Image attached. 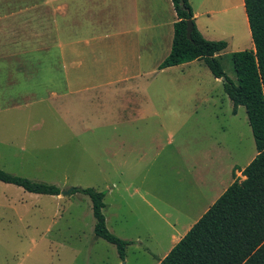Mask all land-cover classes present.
Returning <instances> with one entry per match:
<instances>
[{
    "label": "rangeland",
    "instance_id": "374dc122",
    "mask_svg": "<svg viewBox=\"0 0 264 264\" xmlns=\"http://www.w3.org/2000/svg\"><path fill=\"white\" fill-rule=\"evenodd\" d=\"M74 16L76 18V14ZM56 18L61 20V14ZM29 22L24 23L22 29L8 28V36L30 39L36 34L40 40L46 30L32 29ZM219 25L220 31L226 30L227 20ZM218 41L229 42L224 38ZM39 46L45 48L34 55L30 78V74L24 73L30 63L26 44L22 46L23 71L16 67L19 61L9 58L0 61V88L32 86L66 93L67 88H82L86 82H95L87 73L100 71L104 68L102 59L110 57L99 55L96 60V55L90 52L94 47L81 44L71 46L76 55L68 53L67 59H63L57 44L36 47ZM4 47L9 51L15 46L8 41L6 46L1 45L3 50ZM252 49L253 40L240 44L235 36L230 39L224 58L228 76L236 80L229 55ZM79 52L84 54L77 55ZM185 72L193 73L192 77L188 75L181 81L177 76L170 77L174 84H185L187 88H151L150 91L152 101L158 106L161 101L175 102L180 105L177 111L181 109L184 120L192 115V120L186 121L178 131L183 140L182 152L168 150L165 156L157 157L156 162L154 157H148L141 172L128 169L114 173L109 157L97 159L96 137L103 131L92 122L111 116L116 107L112 97L103 106L95 101L79 103L77 95H70L66 101L48 99L49 94L46 96L41 89L38 97L46 96V99L37 102L30 118L27 108L0 113L1 169L56 185L61 191L80 187L104 192L108 229L121 239L133 241L127 257L122 260L114 245L96 237L92 201L82 193H72L58 200L57 196L33 194L0 182V264H148L143 260L148 257L141 255V250H152L157 256L171 245L168 229L163 230L167 223L176 224L178 219L192 221L202 215L211 199L234 181L235 169L236 177L244 179L239 171L245 169L257 153L245 107L239 106L234 114L223 81L215 82L204 62L196 63ZM121 104L120 101L117 107ZM159 107L167 117H175L174 107L167 106L165 110ZM79 118L88 123V131L79 126ZM25 138H29L28 149L20 150ZM135 159L130 158L133 163ZM114 183L142 187L139 195L147 197L162 217H156L147 205H136L139 196L132 197L133 191L123 188L124 194L116 191L113 194ZM211 186L216 189L215 193H209ZM187 202H192L195 212H190L188 220L180 212L182 207L187 208ZM158 243L162 248L155 251Z\"/></svg>",
    "mask_w": 264,
    "mask_h": 264
},
{
    "label": "crops",
    "instance_id": "0c3cea01",
    "mask_svg": "<svg viewBox=\"0 0 264 264\" xmlns=\"http://www.w3.org/2000/svg\"><path fill=\"white\" fill-rule=\"evenodd\" d=\"M190 2L194 10L196 26L205 39L218 41L224 38L230 42L235 36L240 44L244 40H253L244 0H190ZM57 14H61V20L56 18ZM226 20L227 29L220 31L219 22L224 23ZM176 21L177 15L172 0H0V51L3 52L0 54V61L8 58L19 61L16 67L23 71L24 44L28 46L27 58L30 62L27 68L25 67L26 74L32 73L34 55L45 48L36 47L37 45L57 44L63 59H67L68 53L69 56L76 55L71 46L81 44L94 47L90 52L96 55V60H99V55L110 56L102 59L104 68L100 71L87 73L88 76L95 78V82H86L82 88H67L66 93H58L54 89L49 92V88H32V86L31 88H22V86L0 88V113L7 114L27 108L30 118L34 106L38 101H44L48 94V99L57 98L63 101H66L70 95H77L79 103L87 104L89 101H95L103 106L107 99L112 97L116 107L111 116L99 117L92 122L98 130L103 131L96 137L98 161L100 157H109L111 171L114 173L125 172L128 169L141 172V167L147 162L148 157H154L156 162L157 157L165 156L168 150H175L181 154L183 140L178 131L186 121L192 120V115L184 120L181 109L177 111L181 108L179 104L161 101L159 106L163 110L167 109V106L175 108V117H167V113L160 111V107L152 101L150 95L151 88H187L185 84H174L170 76H177L181 81L189 75L185 71L192 69L193 65L200 61L204 62L196 60L160 69V65L171 53ZM28 22L32 29L46 30L45 35L40 36V40L37 39L36 34L30 39L18 35L14 39L8 36V28L22 29V25ZM82 28L86 31H81ZM8 41L15 47L9 51L4 47L3 50L1 45L6 46ZM50 52L53 53V50ZM83 54L79 52L77 55ZM47 55L51 54L47 53ZM222 55H226L225 51ZM192 74L190 73L189 77H192ZM32 76L30 74L29 78ZM214 79L217 83L222 81L215 77ZM41 89L46 92L45 98L38 97ZM120 101L122 106L118 108ZM27 122L29 124V120ZM77 123L82 126L83 131L89 130L85 120L79 118ZM22 141L20 150H27L26 142L29 138ZM130 158L137 159L133 163ZM232 183L230 181L225 189L213 197L202 215L195 220L180 222L178 219L176 224L167 223L163 230L168 229L171 245L164 253H159L157 256L152 250H141L140 254L148 257L143 260L148 264H159ZM114 188L116 189L113 190ZM123 188L126 191H133L130 194L132 197H135V194L139 196L136 205L140 207L147 205L156 217H162L147 197L139 195L142 187L131 188V184L120 186L114 183L111 192L124 194ZM208 191L215 193L216 189L211 186ZM57 199L62 200L65 197L59 195ZM186 205L187 208L182 207L180 212L188 220L190 212L193 211L192 202L190 204L187 202ZM123 239L131 241L127 238ZM160 248H162L161 243L156 244L155 251Z\"/></svg>",
    "mask_w": 264,
    "mask_h": 264
},
{
    "label": "trees",
    "instance_id": "16d2710c",
    "mask_svg": "<svg viewBox=\"0 0 264 264\" xmlns=\"http://www.w3.org/2000/svg\"><path fill=\"white\" fill-rule=\"evenodd\" d=\"M177 21L171 53L160 69L203 60L215 78L221 79L234 107L244 106L252 128L256 155L239 172L227 190L194 224L159 264H264V0H244L254 49L232 53L236 80L225 71L222 53L226 41H210L196 26L190 0H172ZM188 21L193 23L192 40L187 38ZM0 182L38 195H61L56 185L16 176L0 168ZM92 201L96 237L116 246L122 260L132 241L121 239L107 226L104 192L77 187Z\"/></svg>",
    "mask_w": 264,
    "mask_h": 264
},
{
    "label": "water",
    "instance_id": "95a60500",
    "mask_svg": "<svg viewBox=\"0 0 264 264\" xmlns=\"http://www.w3.org/2000/svg\"><path fill=\"white\" fill-rule=\"evenodd\" d=\"M192 31H193V23L191 21H188V24H187V38L189 40H192ZM75 189L76 188H70L68 190L61 191V195L62 196L71 195L75 191Z\"/></svg>",
    "mask_w": 264,
    "mask_h": 264
}]
</instances>
